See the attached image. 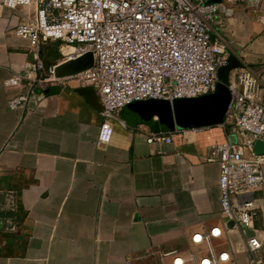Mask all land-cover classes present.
Segmentation results:
<instances>
[{
	"label": "crops",
	"instance_id": "1",
	"mask_svg": "<svg viewBox=\"0 0 264 264\" xmlns=\"http://www.w3.org/2000/svg\"><path fill=\"white\" fill-rule=\"evenodd\" d=\"M211 2L220 3L212 36L229 43L217 93L168 100L167 116L147 119L126 105L105 145L99 93L74 77L48 83L27 114L8 108L17 93L8 77L34 81L75 49L16 34L35 5L0 7V264H171L163 253L190 260L210 248L231 253L223 264H249L245 235L221 216L217 146L240 139L226 121L229 83L245 65L264 76V0ZM37 58L42 70L30 66ZM157 131L173 141L149 143ZM254 196L260 213L248 234L261 239L256 255L264 260V186ZM214 227L220 236L192 242Z\"/></svg>",
	"mask_w": 264,
	"mask_h": 264
},
{
	"label": "built area",
	"instance_id": "2",
	"mask_svg": "<svg viewBox=\"0 0 264 264\" xmlns=\"http://www.w3.org/2000/svg\"><path fill=\"white\" fill-rule=\"evenodd\" d=\"M227 1V0H226ZM235 0H228L233 3ZM35 5L36 14L15 29L24 38L59 41L72 45L69 58L91 51L94 65L74 77L80 85L94 86L103 109L98 144L113 136L111 119L132 101L174 100L216 91L218 70L228 62L229 43L211 30L220 3L210 0H0V7L15 9ZM31 68L42 70L41 59ZM54 68L34 81L15 73L5 80L17 93L7 101L10 110L27 114L48 83L57 79ZM231 100L226 121L240 135L217 146L220 165L221 216L225 225L245 235L249 264H264L256 253L263 243L255 230L260 207L254 193L264 186V154L249 158L257 140L264 141V76L245 65L229 83ZM149 143H171L173 134L149 132ZM222 234L219 227L192 235L194 244L209 243ZM171 264H223L232 259L227 250L184 258L178 250L163 253Z\"/></svg>",
	"mask_w": 264,
	"mask_h": 264
},
{
	"label": "water",
	"instance_id": "3",
	"mask_svg": "<svg viewBox=\"0 0 264 264\" xmlns=\"http://www.w3.org/2000/svg\"><path fill=\"white\" fill-rule=\"evenodd\" d=\"M213 1V0H210ZM94 65V54L91 51H88L84 54L78 55L73 58H69L66 61L56 65L53 69L54 76L56 78H66L71 77L76 74H79ZM229 87V86H228ZM218 89V88H217ZM210 94L201 95L198 97H206V96H213L217 93V90ZM39 93H48L49 89H41L37 90ZM198 97H191V98H198ZM231 100V99H230ZM130 106L136 107L139 111H142L146 114L147 118H152L154 114H158L160 116H167L169 109L168 100L164 99H148V100H141V101H132V103L128 104ZM254 152L255 155L257 154H264V141L257 140L254 144ZM230 224H234L233 220Z\"/></svg>",
	"mask_w": 264,
	"mask_h": 264
}]
</instances>
